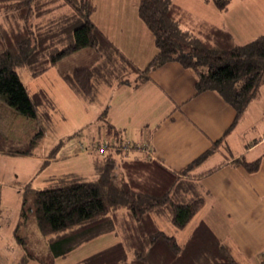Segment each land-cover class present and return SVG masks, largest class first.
<instances>
[{
	"label": "trees",
	"instance_id": "16d2710c",
	"mask_svg": "<svg viewBox=\"0 0 264 264\" xmlns=\"http://www.w3.org/2000/svg\"><path fill=\"white\" fill-rule=\"evenodd\" d=\"M214 3L224 10L229 0ZM94 9L93 0H0V12L5 13L0 14V100L8 108L35 121L46 96H30L18 70L27 69L36 77L85 48L103 58L102 65L61 75L82 99L92 98L97 76L105 83L113 77V86L137 87L152 69L176 62L195 74V94L215 92L233 108L235 118L225 133L264 82V36L239 45L227 30L193 19L171 0H138L137 15L150 31L156 50L145 69L139 70L92 22ZM127 69L139 73L140 80L124 79ZM106 111L99 120L112 142L109 145L116 149L98 155L92 178L52 177L41 189L28 183L21 191L20 222L14 233L24 257L20 264L29 260L54 264L56 258L107 233H114L118 243L75 264H234L204 224L181 246L157 221L158 214L167 213L171 225L181 230L199 212L204 200L189 180V171L215 154L222 138L184 169L171 172L152 159L122 153L119 147L124 138L107 123ZM42 135L37 131L26 148L23 142L0 135V152L31 156ZM259 161L238 158L232 164L252 173ZM79 237L84 238L70 242ZM261 254L258 264H264V248Z\"/></svg>",
	"mask_w": 264,
	"mask_h": 264
},
{
	"label": "crops",
	"instance_id": "0c3cea01",
	"mask_svg": "<svg viewBox=\"0 0 264 264\" xmlns=\"http://www.w3.org/2000/svg\"><path fill=\"white\" fill-rule=\"evenodd\" d=\"M171 1L175 3L174 0ZM93 2L95 9L91 15L92 22L120 54L137 69L144 70L156 50L150 31L137 15L138 0ZM100 7L101 11L96 14ZM226 30L234 36L232 31ZM50 70L51 68L48 71ZM60 78L75 98L82 99L62 76ZM195 82V74L176 62L152 69L137 87L117 85L110 89L107 94L109 100L104 107L107 108L105 120L120 131L125 140L146 148L144 152L132 150L137 154L136 157L152 159L171 172L184 169L209 150L216 140L222 138L215 154L189 171V180L204 200L199 212L181 230L171 225L170 215L167 213L158 214L157 221L181 246L191 239L200 224H204L229 253L234 264H258L263 259L261 253L264 248V125L256 126L251 119L255 113L259 122L264 120V82L227 133L225 132L235 118L233 108L215 92L195 94ZM40 93L48 94L40 88L32 95ZM72 154L75 156L84 153L76 150ZM0 155L24 158L3 152ZM25 157L47 163L44 157L36 158L34 151L31 156ZM97 157L94 152L90 162L87 160L91 165V173ZM238 158L246 162L259 159V167L255 172L249 173L242 166L232 164ZM215 166L220 167L204 174ZM41 177V181L47 183L57 175ZM19 198L21 204L20 194ZM19 212L20 206L16 222L11 223V238L16 249L10 250V253L7 251L4 257L1 253L5 247H0V264H20L24 258L22 248L14 238L20 222ZM118 241L114 233L99 235L65 256L56 258L54 264H75ZM24 264L38 263L29 260Z\"/></svg>",
	"mask_w": 264,
	"mask_h": 264
},
{
	"label": "rangeland",
	"instance_id": "374dc122",
	"mask_svg": "<svg viewBox=\"0 0 264 264\" xmlns=\"http://www.w3.org/2000/svg\"><path fill=\"white\" fill-rule=\"evenodd\" d=\"M174 2L197 21H205L220 26L219 28L229 29L234 33L235 43L239 45L264 36V0H229L224 10L218 9L214 0H174ZM100 11L101 7L96 14ZM0 14L5 13L0 12ZM103 60L92 48H85L64 57L46 74H41L42 76L33 77L27 69L18 70L30 96L40 88L48 93L45 94L44 105L38 108V117L35 121L18 115L0 100V135L8 140L12 139L13 142H23L26 148L28 141L41 130L43 135L37 141L36 151L35 149L33 151L36 158L44 157L47 160V163L43 164L39 159L25 156L10 158L0 155V247H5L1 253L4 257L7 251L10 253V250L16 249L11 238V225L16 222L20 206L19 194L24 186L29 183L34 188H43L46 182L41 181L42 175H57V177L75 175L90 179L93 177V172L91 173L89 169L91 165L87 160H91V155L94 154L90 149L112 143L110 138L105 137L106 130L102 120H99V114L109 100L107 94L115 83L114 78L111 77L108 83H105V80L97 76L94 79L92 98L86 100L75 98L60 78L62 74L71 73L75 69L101 66ZM126 72L123 77L129 82L140 80L139 73H132L128 69ZM251 122L256 126L264 125V120L259 122L255 113L252 114ZM127 141L132 145L131 149L126 150L123 146L119 149L128 158L137 156L132 150L143 151L142 148H138L139 144H132L129 140L124 139L123 144ZM115 149V147L108 148L106 153ZM76 150L84 154L73 156L72 153ZM22 236L21 231L20 237ZM82 238L84 237L75 238L70 242L75 243Z\"/></svg>",
	"mask_w": 264,
	"mask_h": 264
},
{
	"label": "built area",
	"instance_id": "2783aa9c",
	"mask_svg": "<svg viewBox=\"0 0 264 264\" xmlns=\"http://www.w3.org/2000/svg\"><path fill=\"white\" fill-rule=\"evenodd\" d=\"M122 146L124 147V148H126V150H130L131 149V147H132V145L131 144H128V141L126 142V143H124V144H122ZM121 146V147H122ZM112 147L113 146H111V145H109V144H105V145H99L98 147H92L90 150H91V152H95L97 155H104L105 153H106V151H108V148L109 149H112ZM138 148H139V146H138ZM142 148V150H146V148H143V147H141ZM140 149V148H139ZM86 150H88L87 148H86Z\"/></svg>",
	"mask_w": 264,
	"mask_h": 264
}]
</instances>
